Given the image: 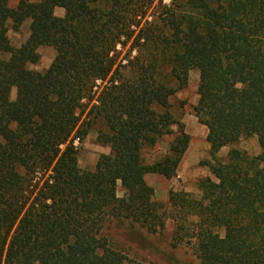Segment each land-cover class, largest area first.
Masks as SVG:
<instances>
[{
    "label": "trees",
    "instance_id": "1",
    "mask_svg": "<svg viewBox=\"0 0 264 264\" xmlns=\"http://www.w3.org/2000/svg\"><path fill=\"white\" fill-rule=\"evenodd\" d=\"M153 7L0 0V54L10 56L0 59V264H145L112 246L107 224L155 235L168 220L173 247L190 245L202 264H264V0H169L149 20ZM27 21L30 38L15 48L10 24L20 32ZM42 47L56 57L40 72L31 67ZM192 71L212 177L199 180L200 198L170 191L166 210L146 176L177 177L191 136L171 100ZM92 131L111 154L89 172L75 143ZM168 136V154L148 164L146 151ZM252 137L259 156L218 158Z\"/></svg>",
    "mask_w": 264,
    "mask_h": 264
},
{
    "label": "rangeland",
    "instance_id": "2",
    "mask_svg": "<svg viewBox=\"0 0 264 264\" xmlns=\"http://www.w3.org/2000/svg\"><path fill=\"white\" fill-rule=\"evenodd\" d=\"M161 2L169 4V0H154V7L150 11L149 20L157 17ZM11 6L15 7L16 4L12 3ZM25 35L22 31L19 33L11 31L10 33L13 42L17 45L24 40ZM42 57L44 58L43 63L41 61L39 66H32L31 69L40 72L46 71V66L52 60L54 61L56 51L52 48L46 49L43 51ZM9 58L10 56L7 54H0L1 60H8ZM199 83L200 73L192 71L188 89L178 93L171 100L172 114L178 122L185 126L186 133L191 136L189 153L184 157L185 161L183 164H180L177 177L168 180L158 175L146 176L148 185L154 189V201L164 206L166 210H170V191H186L194 197L200 198L199 180L212 177L209 168L201 165L203 162L211 161L210 146L207 142L208 130L199 124L193 111V108L199 103ZM174 130L177 132L178 128L174 127ZM174 138L175 136L163 137L155 149L146 151L147 163L153 164L167 155ZM75 146L79 149L78 160L80 168L89 172L96 170L97 163L102 155H110L111 152L110 146L99 142L95 131H92L82 144L76 141ZM232 149L245 151L251 157H257L261 154L258 138L252 137L242 138L237 144L226 147L224 150L222 149L223 151L221 150L218 158L222 161L227 160V156ZM50 174H42L39 177L41 186ZM118 195L120 198L124 195L121 187ZM173 230L174 223L171 220L167 221L165 229L155 235L141 228L130 230L128 227H123L118 222L112 221L107 224L105 234L112 246L130 260L145 264H202L195 256L190 245H183L178 248L173 247ZM219 233L224 236L222 230Z\"/></svg>",
    "mask_w": 264,
    "mask_h": 264
},
{
    "label": "crops",
    "instance_id": "3",
    "mask_svg": "<svg viewBox=\"0 0 264 264\" xmlns=\"http://www.w3.org/2000/svg\"><path fill=\"white\" fill-rule=\"evenodd\" d=\"M55 14H56V16H58V17H64V16H65V11H64L63 9H56ZM11 31H14V30H12L11 27H10L9 37H10V40H11V42H12V45H13L15 48H20V47L23 46V45L27 42V40L30 38V35H31V21H27V22H25L24 25L22 26V28H21L20 31H22V32L25 33L26 35H25L24 40H23L21 43H18V45L15 44V43L13 42V38L10 36ZM14 33H19V32H15V31H14ZM17 35H18V34H17ZM46 49H50V48H49V47H42V48H40L39 52H40L41 56H42V54H43V51L46 50ZM43 60H44V58L42 57V63H43ZM52 63H53V60L51 61V63H50L48 66H46V68H45V66H44V68H45L46 70L49 69V68L51 67ZM224 149H225V148H224ZM224 149H223V150H224ZM223 150H222V151H223ZM188 153H189V151L186 153L185 156H187ZM110 154H111V152H110ZM184 161H185V158H184V160L182 161L181 164H183ZM147 179H149V177H147Z\"/></svg>",
    "mask_w": 264,
    "mask_h": 264
}]
</instances>
